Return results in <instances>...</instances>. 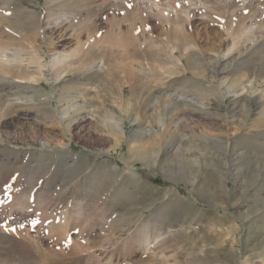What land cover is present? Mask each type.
Instances as JSON below:
<instances>
[{"label":"rangeland","instance_id":"obj_1","mask_svg":"<svg viewBox=\"0 0 264 264\" xmlns=\"http://www.w3.org/2000/svg\"><path fill=\"white\" fill-rule=\"evenodd\" d=\"M0 264H264V0H0Z\"/></svg>","mask_w":264,"mask_h":264},{"label":"bare ground","instance_id":"obj_2","mask_svg":"<svg viewBox=\"0 0 264 264\" xmlns=\"http://www.w3.org/2000/svg\"><path fill=\"white\" fill-rule=\"evenodd\" d=\"M150 27H152L153 29L154 28H156L157 26H154V25H152V26H150ZM121 28V27H120ZM149 28V27H148ZM147 29V28H146ZM174 29H176V28H174ZM148 30H150V28L148 29ZM118 33V32H117ZM116 33V36H115V40L116 41H118V42H120V43H128V42H126V36H124V35H122V34H117ZM119 33H121V32H119ZM177 37V36H176ZM129 41V40H128ZM129 49V48H128ZM176 50V49H175ZM170 56V55H169ZM161 58V57H160ZM152 60V59H151ZM161 60H162V58H161ZM161 60H159V61H161ZM143 62V61H142ZM162 62V61H161ZM152 70V69H151ZM21 76V75H20ZM25 76V75H24ZM130 77V76H129ZM109 127L110 128H112L113 129V127H111L110 125H109ZM114 130V129H113ZM137 148H139L138 146H137ZM137 153V152H136ZM136 155V154H135ZM142 155H144V154H141V155H139V158H140V160H142V161H145V159H143L144 157H142ZM156 155V153L155 152H153V151H151L146 157H149L150 159L152 158V157H156L155 156ZM138 158V159H139ZM65 160V159H64ZM145 162H147V161H145ZM154 161H151L150 163H153ZM125 168V167H124ZM131 168V167H130ZM118 172V171H117ZM116 173V172H115ZM125 177V176H124ZM122 181H123V179H122ZM142 182H144L145 184L146 183H148L149 185H152L153 184V180L151 181H147L146 179H142ZM143 183V184H144Z\"/></svg>","mask_w":264,"mask_h":264}]
</instances>
